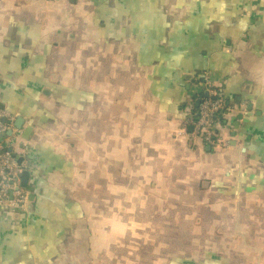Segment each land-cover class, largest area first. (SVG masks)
<instances>
[{
    "label": "crops",
    "instance_id": "obj_1",
    "mask_svg": "<svg viewBox=\"0 0 264 264\" xmlns=\"http://www.w3.org/2000/svg\"><path fill=\"white\" fill-rule=\"evenodd\" d=\"M207 79L237 111L202 152ZM0 105L35 195L0 207V264H264V0H0Z\"/></svg>",
    "mask_w": 264,
    "mask_h": 264
},
{
    "label": "built area",
    "instance_id": "obj_2",
    "mask_svg": "<svg viewBox=\"0 0 264 264\" xmlns=\"http://www.w3.org/2000/svg\"><path fill=\"white\" fill-rule=\"evenodd\" d=\"M203 92L193 102L198 105L197 117L187 119L186 129H193L189 135L194 140H201L206 147L224 149L230 146L229 140L223 133V118L231 115L233 108L226 107L225 102L214 90V84L207 79ZM15 116L0 110V207H25L29 203L30 193L23 186L22 175L31 172L29 149L21 139V132L14 129ZM9 132H12L9 135ZM3 143L13 144L20 152L17 157L23 156L21 164L18 163L14 152L10 153L3 147Z\"/></svg>",
    "mask_w": 264,
    "mask_h": 264
},
{
    "label": "rangeland",
    "instance_id": "obj_3",
    "mask_svg": "<svg viewBox=\"0 0 264 264\" xmlns=\"http://www.w3.org/2000/svg\"><path fill=\"white\" fill-rule=\"evenodd\" d=\"M30 152V151H29ZM21 159V161L19 160ZM23 157H17V161L21 164ZM27 188V187H26ZM110 216L108 213L100 214L94 212L91 207L90 218L86 223V236L89 239H93V248H97L96 252L99 254H104L108 252L109 243V230H110Z\"/></svg>",
    "mask_w": 264,
    "mask_h": 264
},
{
    "label": "trees",
    "instance_id": "obj_4",
    "mask_svg": "<svg viewBox=\"0 0 264 264\" xmlns=\"http://www.w3.org/2000/svg\"><path fill=\"white\" fill-rule=\"evenodd\" d=\"M214 90L217 91L218 96L224 100V102H225V106H226V107H231V104L228 102V99H227L226 95L224 94L223 90H222L218 85L214 86ZM202 96H204V93L202 94ZM188 105H189V106H188V108H187L185 114H186V113L188 114L189 110H192V111H193V115H195V117H196V111H197L198 105H197V104H194V103L191 102V101H190V103L188 102ZM236 111H237V108H234V112H233L231 115L226 114V116L223 118V123L227 124L228 119H229V118H230V117H231ZM187 114H186V115H187ZM228 122H229V121H228ZM195 141H197L198 144H199V145H198V146H199V150H201L202 152H206V151H205L206 146L203 144V142H202L201 140H195ZM214 150H220V149L214 148ZM35 176H36V178L39 177V175H38L37 173H35ZM107 208H108V207H107ZM110 223H111V220H110Z\"/></svg>",
    "mask_w": 264,
    "mask_h": 264
},
{
    "label": "water",
    "instance_id": "obj_5",
    "mask_svg": "<svg viewBox=\"0 0 264 264\" xmlns=\"http://www.w3.org/2000/svg\"><path fill=\"white\" fill-rule=\"evenodd\" d=\"M0 106H1L2 109H4V106L3 105H0ZM24 123L25 122H23L22 119H19L18 120V123H17V128L22 127ZM32 132H33V128L32 127L27 128V131H26V134H25V139L28 140L29 139V135H31ZM190 132L191 133L193 132V129L192 128L190 129ZM11 134H12V132H9V135H11ZM3 147L5 149H7V143H3ZM7 151L10 152V153H13L14 149L13 148L12 149H8ZM14 156L17 158V155L16 154H14ZM19 160L21 161V159H19ZM30 176H31V173L30 172H24V174L22 175L23 186L24 187H27L28 186V182H29ZM29 200H30V204L28 206V209H29V212H32L33 209H34V204L33 203L35 202V195L32 194L30 196V199Z\"/></svg>",
    "mask_w": 264,
    "mask_h": 264
},
{
    "label": "flooded vegetation",
    "instance_id": "obj_6",
    "mask_svg": "<svg viewBox=\"0 0 264 264\" xmlns=\"http://www.w3.org/2000/svg\"><path fill=\"white\" fill-rule=\"evenodd\" d=\"M196 117H197V113H196ZM195 115H193V111L192 110H189L188 114H187V119H194L196 118ZM30 202V200H29Z\"/></svg>",
    "mask_w": 264,
    "mask_h": 264
}]
</instances>
